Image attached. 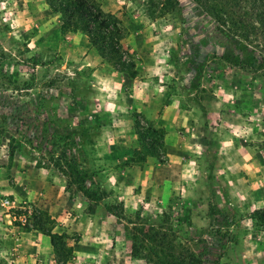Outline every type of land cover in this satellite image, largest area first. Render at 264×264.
Segmentation results:
<instances>
[{
  "label": "rangeland",
  "instance_id": "374dc122",
  "mask_svg": "<svg viewBox=\"0 0 264 264\" xmlns=\"http://www.w3.org/2000/svg\"><path fill=\"white\" fill-rule=\"evenodd\" d=\"M97 1L121 21L125 64L87 66L89 38L64 35L44 0H0V150L74 201L54 216L0 191V264H148L130 248L135 237L155 247L156 233L203 264H264L253 216L264 208V31L250 1ZM127 37L160 38L133 50ZM150 44L159 70L146 80L137 53ZM152 97L159 114L184 106L185 126L169 133L144 108ZM28 205L26 222L5 217ZM38 231L56 234L51 250H22V234Z\"/></svg>",
  "mask_w": 264,
  "mask_h": 264
},
{
  "label": "crops",
  "instance_id": "0c3cea01",
  "mask_svg": "<svg viewBox=\"0 0 264 264\" xmlns=\"http://www.w3.org/2000/svg\"><path fill=\"white\" fill-rule=\"evenodd\" d=\"M44 2H46V0H44ZM45 4L47 6V2ZM70 34L72 37L80 35V33H70ZM83 37L85 38L86 36L83 35ZM127 38H131V40H128L130 41L128 43L132 44L133 50H136V49L138 50L140 49V45L143 44V46L145 45L147 47L148 42L155 41V38H160V37H152L151 39L148 37L147 38L146 37H127ZM149 47L150 49H148L147 52L141 53L139 51L137 53L140 59L142 58L140 62L142 67L141 66L140 67L147 68L146 69L147 72H145V75H144L147 77L146 80H148L152 74H154L157 70H159L158 65L154 61L156 59V53H155L156 47L152 46L151 44ZM144 53L146 54V56H144ZM91 60L93 62H91ZM102 60L103 59L99 55L93 52H90L83 59V62H87V66H97L99 64H102ZM84 65L82 64V67ZM102 66L105 68L107 65L103 64ZM98 71L99 70L97 69V72ZM136 80L137 79L135 78V81ZM129 88H130L129 97L134 99L136 105L140 104L139 98L144 96L141 93L142 89L135 86V83H132L131 81L129 84ZM158 100L159 98L157 97L156 98L152 97L150 98V100H145L146 103L148 104L144 106V108H146V110H148L151 113L153 112L154 114L156 113L155 115H156L157 121L163 127L169 128L168 129L169 133L173 131L175 132L176 131L175 127H180L183 125L185 126L188 120L186 119V112H185L186 110L184 106H181V104L174 106L172 104L165 103V104H162L164 107L163 112L159 114V112H156ZM198 105L199 107H202L205 105V102H203L202 100V102L201 103L199 102ZM225 140L228 142V132L223 134L222 141L225 142ZM0 164H1L0 166V191H5L7 193H13L16 196H18L20 199H23V200L27 199L31 202H34L40 208L45 209V210H50V214H53L54 216H60L61 214L60 212L62 210L66 209L68 205L73 204L74 201L70 198V195H68L64 187L58 186L55 179H52V176H50L49 173H46V171H44L45 169L43 170L42 168H37L31 164L27 165L26 163H23L19 159H14L11 165H9L8 149L0 150ZM170 166L173 169L179 168L178 164L172 163V162ZM10 181H12L11 185H10ZM168 181H169V178L165 179V182H168ZM225 197L227 198L228 195ZM226 201L227 199L225 200V202ZM220 214L222 216L224 215L225 217H227L228 211H225L224 209L220 212ZM200 216H202V214ZM5 217L10 218L8 214H6ZM58 220H63V217H59ZM11 221L13 220L11 219ZM22 236L26 238L27 240L22 243V247H21L22 250H24L25 248H32L33 250H36L39 253H45L46 251L51 250V246H52L51 238L49 235L44 234L43 232L38 231V232H35V234L34 233H23ZM40 240H42L44 244L39 243ZM23 255L24 254H21V257H23Z\"/></svg>",
  "mask_w": 264,
  "mask_h": 264
},
{
  "label": "trees",
  "instance_id": "16d2710c",
  "mask_svg": "<svg viewBox=\"0 0 264 264\" xmlns=\"http://www.w3.org/2000/svg\"><path fill=\"white\" fill-rule=\"evenodd\" d=\"M249 1L264 31V0ZM46 2L54 13L60 14L61 31L64 35L81 33L89 38L91 46L103 60L109 63L122 60L121 41L127 35L117 15L106 11L97 0H46ZM9 65L7 63V67ZM9 154L13 158L15 152L9 149ZM151 154L156 155L154 152ZM253 216L257 221L264 223V208L256 209ZM48 234L55 243L56 234L52 232ZM153 237L159 240L155 247L144 244L145 237L140 239L135 237L136 242L132 243L130 254L135 258H144L148 264H203L202 258L195 252L186 247L177 248L172 243L164 242L166 239L164 234L156 233ZM161 255L168 259L166 263L162 260L155 261L153 258L154 256L163 257Z\"/></svg>",
  "mask_w": 264,
  "mask_h": 264
},
{
  "label": "built area",
  "instance_id": "2783aa9c",
  "mask_svg": "<svg viewBox=\"0 0 264 264\" xmlns=\"http://www.w3.org/2000/svg\"><path fill=\"white\" fill-rule=\"evenodd\" d=\"M1 204L6 208L7 207L17 208V206H18L15 204V202L13 200H11L10 198H7V197H5L1 200ZM20 208L23 209L25 213L15 214V213L9 212L8 215L14 221L19 219L22 222H26L28 220V217H29V215H27V212H28V214L31 213L32 207L30 205H28L27 207L21 206Z\"/></svg>",
  "mask_w": 264,
  "mask_h": 264
}]
</instances>
